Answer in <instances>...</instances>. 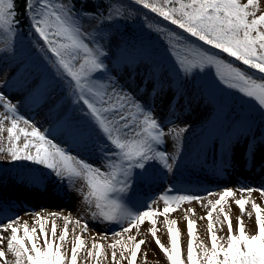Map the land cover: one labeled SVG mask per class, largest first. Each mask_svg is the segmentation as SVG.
<instances>
[{
    "label": "snow or ice",
    "instance_id": "obj_1",
    "mask_svg": "<svg viewBox=\"0 0 264 264\" xmlns=\"http://www.w3.org/2000/svg\"><path fill=\"white\" fill-rule=\"evenodd\" d=\"M77 8L75 0H25L24 14L29 19L31 32L37 37L32 44L40 55L43 67L37 66L40 80L31 95L43 104L51 99L49 112L62 113L58 116L56 127L42 129L38 122L20 113V103H14L0 91V109L9 115L0 119V131L5 120L10 119L7 137L10 146L6 150V159L24 164L30 162L43 173L24 171L22 181L39 186L47 176H55L62 183L71 177H83L88 191L84 200L94 202L92 213L94 219L119 224L120 231L113 233L118 237L108 247L113 264L117 260V246H120L119 257L127 259V264H135L138 251L146 244L131 234L133 227L139 228L146 218L152 220L156 212L147 205L145 211L129 208L123 197L129 191L131 177L135 168H143L148 161L155 160L169 172L177 162L175 154L162 150L165 137L171 136L179 141L182 134L188 131L189 125L168 127L156 116L155 97H163L171 90L172 102L188 95L185 87L197 72L203 73L209 68L215 69L217 79L229 89H235L244 97L254 100L260 109V119L264 124V13L257 16L256 0H132V3L157 14L164 21L182 30L183 34L168 31L165 28L156 30L167 35L169 47L166 49V60H159L149 46L134 45L116 39L106 31L103 25H112L122 18L120 9L114 5L101 4L95 9L86 8L88 0H80ZM115 13V14H114ZM18 12L15 0H0V38L7 37L6 47L0 54L11 60L16 56V38L19 35ZM95 22L91 28L86 26ZM151 27V25H149ZM218 51H209L208 47ZM219 53L227 54L243 65L256 70L253 76L241 67L222 59ZM170 62V67L168 66ZM144 66L141 73V66ZM13 65L9 64V68ZM9 69H5L7 73ZM127 74L128 80L123 81ZM140 76L139 93L147 92L153 97V103L146 106L130 85ZM123 81V82H122ZM7 83V78L3 82ZM2 86V85H0ZM151 86V87H149ZM59 92V96H57ZM193 95H196L193 92ZM76 115H72L68 108ZM22 122L26 127H18ZM166 123L173 124L174 120ZM30 128V131L28 130ZM59 131V136L54 135ZM23 135L22 144L17 142ZM102 139H99L101 138ZM245 142V154L251 149L255 153L258 144L264 145V130L257 132L253 122L245 119L230 122L224 114L223 105L212 121L205 145L210 141L217 152L234 149ZM91 144L100 156V164L94 165L84 160L78 153L71 152L72 146ZM0 148V152H4ZM169 160L172 163H169ZM171 191V186L168 189ZM252 187L239 186L241 193H252ZM264 194V186L255 189ZM211 195V193H209ZM233 189L225 187L219 198L209 200L211 209L206 218L207 231L211 246L200 243L199 254L194 258L193 234L195 221L187 220V255L186 264H264V216L256 203L251 207L255 212L256 234L245 233L242 220L238 217L237 233L229 215L221 206L227 197H233ZM165 204L163 213L173 211L171 203L179 205L184 201H199L195 195H178L161 197ZM241 215L244 214L246 199L241 196L235 200ZM221 206L223 221L228 223L225 238L218 237L212 221L213 210ZM188 211L192 212L193 209ZM50 215L56 216L57 213ZM251 215V214H249ZM39 224V235L35 226L29 228L25 222L18 224L19 217H8L7 223H0V244L5 241L7 249L15 257V264H78V252L85 248L80 234L75 236L71 255L62 250L67 238V223L57 237V226L53 222L51 237L46 229V221L36 213ZM125 219L127 226H124ZM79 223V221H77ZM167 233L171 247H166L157 237L155 227L149 229L156 244L165 255L168 264H185L178 247V234L174 229L176 221H166ZM22 228V235L18 232ZM87 229V221L84 229ZM123 234H128L124 239ZM43 244L40 245V239ZM103 245L93 237L88 257L95 256L107 259L102 255ZM127 254V255H126ZM0 258L6 254L0 248Z\"/></svg>",
    "mask_w": 264,
    "mask_h": 264
},
{
    "label": "rangeland",
    "instance_id": "obj_2",
    "mask_svg": "<svg viewBox=\"0 0 264 264\" xmlns=\"http://www.w3.org/2000/svg\"><path fill=\"white\" fill-rule=\"evenodd\" d=\"M240 1L245 2L246 0ZM256 3L257 7L249 10L255 11L258 16L264 12V0H256ZM94 24L95 22H90L86 26L91 28ZM113 37L114 42H116L117 37L115 35ZM32 41L18 35L15 59L11 60L8 56L0 54V85H2L0 91L5 93L14 103H20V113L37 121L42 129L49 128L50 124L56 127L58 116L62 113L49 112L51 99L39 104L31 95L32 90L40 80V73L36 71V68L37 66L43 67L40 55L36 52ZM6 43L7 37L0 38V49L5 48ZM9 64L13 66L9 68ZM168 66L170 67V65ZM143 68L142 65L141 73ZM5 69H9L7 73H5ZM6 78L7 83L4 84ZM127 80L128 76L125 74L123 81ZM139 83L140 76H137L136 81L131 82L130 87L133 92L137 93L138 98L148 106L153 103V97L147 92L139 93L137 91ZM185 87L188 95L181 97L178 103L173 102L171 109L168 107L172 102L171 90L163 97H155L154 102L157 118L161 122H165V131L168 127L189 125L188 131L182 134L179 141L173 140L171 136L165 137L162 150L167 152L169 156L173 154L177 156L173 170L169 172L155 160L146 162L143 168L133 170L129 191L123 197V202L137 212L148 210L146 206L150 204L151 210L157 213L153 217L155 225H153L152 220L146 218L142 223L138 222V229L136 227L131 229V234L136 239L146 241V244L142 245L138 251L135 264H168L165 255L156 244L155 238L149 232V229L155 227L157 237L166 247L170 248L166 221H176L174 229L178 234V247L185 264L189 239L188 219L195 221L194 258L200 252L197 247L200 243L210 247L207 231L208 220L202 217H206L211 209L208 201L214 202L218 199L219 193L225 187L232 188L234 193L233 197L225 198L221 205L230 217L234 234H238L236 231L238 217L242 220L246 234H256L255 212L251 207L253 202L260 206L261 215L264 216V194L255 190L264 186V145L258 144L255 153L249 149L247 155L244 151L245 142L243 140L234 149L227 151L220 149L217 152L210 141L205 145L210 125L215 119L213 109L217 107L218 102L217 87L204 81L203 77L198 74L187 81ZM193 92L196 95H193ZM225 92L223 89L220 90L219 96L223 98ZM238 93L235 89L229 93L230 101L227 102L226 100L227 103L223 105L224 114L230 122H239L245 119L253 122V128L259 135V132L264 130V124L260 119V109L252 100L248 110H246V105L238 102ZM59 94L57 92V96ZM68 111L72 115H76L70 107ZM5 115L9 114L6 110L0 109V119H3ZM169 120H174V125L166 123ZM9 126H11L10 119L5 120L3 130L0 131V148L5 150L0 152V223H7L8 217L15 219L18 216V224L23 225L26 222L29 228L35 226L37 235H39L36 213H40V216L46 221L45 226L49 238L52 239V223L54 222L57 226L56 235L58 237L60 231L65 227V218H67V238L65 242H62V250L70 256L75 236L80 234L85 242V248L78 252V264H113L112 250L108 245L118 239L113 233L121 230L120 225L93 218L92 213L96 211L95 205L94 202L89 204L83 198L88 187L82 176L71 177L63 183L55 176H47L46 180L42 181L39 186H33L22 181V172L43 173L44 170L31 165L30 162L21 164L5 158L6 150L10 146L7 137V127ZM18 127L26 126L20 122ZM28 130L30 131V128ZM53 134L59 136L58 128ZM20 135L21 139L17 142L18 144L23 142V135ZM70 150L73 154L78 153L84 160L94 165L100 164V156L91 144L72 146ZM169 163L172 161L169 160ZM241 185L252 187L254 190L250 194L241 193L239 191ZM170 186L171 191L168 190ZM178 195H195L201 199L199 201H184L179 205L171 203L169 206L173 211L164 214L165 204L161 197ZM241 196L247 201L243 215L235 203V200L240 199ZM221 206H217L213 210V230L218 237L225 238L219 242H226L228 223L223 221V214L219 212ZM189 209L194 211L190 212ZM51 213L58 215L52 216ZM85 221H87V229L83 230ZM124 226H127L126 219ZM4 235L5 241L0 244V248L4 250L6 259L0 258V264H15V257L8 251L6 243V238L11 235L10 230ZM18 235H22V228ZM123 235L124 239H127L128 234ZM93 237L103 245L102 255L106 253L107 259L98 260L95 256L88 257V249L91 248ZM39 243L42 246L43 238L40 239ZM119 251L120 246H117V260L120 261V264H127V259L119 257Z\"/></svg>",
    "mask_w": 264,
    "mask_h": 264
},
{
    "label": "trees",
    "instance_id": "obj_3",
    "mask_svg": "<svg viewBox=\"0 0 264 264\" xmlns=\"http://www.w3.org/2000/svg\"><path fill=\"white\" fill-rule=\"evenodd\" d=\"M159 3V0H156ZM240 3H247L245 2ZM77 8L81 7L80 0H75ZM101 4L105 5L104 11L107 14V6L114 4L122 13V18L115 21L112 25H103L106 31L115 35L119 40L127 41L129 44L149 46L150 50L159 60H166V49L169 47L167 35H161L156 29L165 28L168 31L176 32L178 34H183L182 30L176 28V26L171 25L169 22L164 21L157 14L151 13L147 9H143L142 6L135 5L132 0H88L85 5L86 8L95 9ZM15 7L18 12L17 20H19V36L24 39L33 40L37 37L35 34L29 35L31 28L29 26L30 22L26 14H24L25 0H15ZM264 13V12H263ZM115 14V13H114ZM151 25V27H149ZM186 35V34H183ZM209 51H218L211 49L209 46ZM222 59L229 63L234 64L237 67H241L245 72L250 75H258L256 70L243 65L241 62L236 61L234 58L228 57L227 54L219 53ZM170 65V62L169 64ZM198 75L203 77L204 81L216 85L218 91V102L217 107L213 109L214 117L216 116L217 109L230 101L229 93L234 89H229L223 85L215 75V69L209 68L203 73L197 72ZM225 90L223 93V98L219 96L220 90ZM227 100V102H226ZM239 104H245L248 110L249 103L252 102L251 99L244 97L242 94L238 93ZM14 166V165H12Z\"/></svg>",
    "mask_w": 264,
    "mask_h": 264
}]
</instances>
